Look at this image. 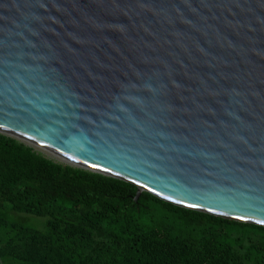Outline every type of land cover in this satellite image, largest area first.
Listing matches in <instances>:
<instances>
[{
	"label": "water",
	"instance_id": "95a60500",
	"mask_svg": "<svg viewBox=\"0 0 264 264\" xmlns=\"http://www.w3.org/2000/svg\"><path fill=\"white\" fill-rule=\"evenodd\" d=\"M0 135L264 227V0H0Z\"/></svg>",
	"mask_w": 264,
	"mask_h": 264
},
{
	"label": "trees",
	"instance_id": "16d2710c",
	"mask_svg": "<svg viewBox=\"0 0 264 264\" xmlns=\"http://www.w3.org/2000/svg\"><path fill=\"white\" fill-rule=\"evenodd\" d=\"M136 194L0 135V213L17 218L0 216V264H264L263 226Z\"/></svg>",
	"mask_w": 264,
	"mask_h": 264
},
{
	"label": "rangeland",
	"instance_id": "374dc122",
	"mask_svg": "<svg viewBox=\"0 0 264 264\" xmlns=\"http://www.w3.org/2000/svg\"><path fill=\"white\" fill-rule=\"evenodd\" d=\"M37 152L39 150L35 149ZM41 150V149H40ZM42 151V150H41ZM41 151H39V153H41ZM45 157H47V155L43 154ZM0 216L1 217H5L7 219L8 222H14V221H17V218L13 215H8V217L4 214H2V212L0 213ZM45 219L43 218H31L29 220H22L20 221V223L23 225V226H28V227H34V228H37L39 230H43L44 229V225H45Z\"/></svg>",
	"mask_w": 264,
	"mask_h": 264
},
{
	"label": "bare ground",
	"instance_id": "6f19581e",
	"mask_svg": "<svg viewBox=\"0 0 264 264\" xmlns=\"http://www.w3.org/2000/svg\"><path fill=\"white\" fill-rule=\"evenodd\" d=\"M26 141H27V140H26ZM27 143H31V142H30V141H27ZM31 144H32V143H31ZM33 146H34L35 149H37V150H39V151L42 150L41 152H43L45 155H47L48 157H51V158H53V159H55V160L62 161V162H64V163L72 162L71 160H69V159L63 157L62 155H60V154H58V153H56V152H53V151H51V150H49V149H46V148H44V147H42V146L34 145V144H33ZM40 149H41V150H40Z\"/></svg>",
	"mask_w": 264,
	"mask_h": 264
},
{
	"label": "snow or ice",
	"instance_id": "6c2138e0",
	"mask_svg": "<svg viewBox=\"0 0 264 264\" xmlns=\"http://www.w3.org/2000/svg\"><path fill=\"white\" fill-rule=\"evenodd\" d=\"M96 165H93V167H95ZM107 170V169H106ZM193 207H195V205H193ZM240 219H245V217H241ZM259 223H262V224H264V220H261V221H259Z\"/></svg>",
	"mask_w": 264,
	"mask_h": 264
}]
</instances>
